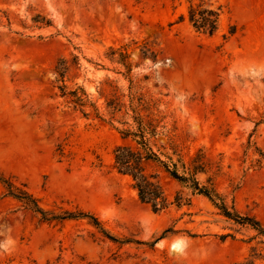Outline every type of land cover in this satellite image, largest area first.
Listing matches in <instances>:
<instances>
[{"label": "rangeland", "instance_id": "obj_1", "mask_svg": "<svg viewBox=\"0 0 264 264\" xmlns=\"http://www.w3.org/2000/svg\"><path fill=\"white\" fill-rule=\"evenodd\" d=\"M211 2L221 8L212 36L180 21L188 0H0V173L47 210L94 214L119 239L89 218L44 221L0 183V264H264L255 231L207 197L155 213L113 168L143 97L141 115L164 121L184 153L204 148L199 180L212 176L229 207L264 226V0ZM122 48L130 71L111 54ZM60 57L68 88L83 86L101 117L60 95ZM162 183L173 199L179 184Z\"/></svg>", "mask_w": 264, "mask_h": 264}, {"label": "trees", "instance_id": "obj_2", "mask_svg": "<svg viewBox=\"0 0 264 264\" xmlns=\"http://www.w3.org/2000/svg\"><path fill=\"white\" fill-rule=\"evenodd\" d=\"M188 1L187 13L180 15V21L187 20L197 32L210 36L216 34L220 29L221 8L214 6L211 0ZM236 30V26H232L229 32L230 36L234 35ZM116 53L118 61L130 71L131 63L128 62L129 54L125 48L112 49L111 54L115 55ZM142 55L156 60L157 52L146 43L143 46ZM72 59L76 63L79 57L74 54ZM69 69L68 59L60 57L54 67V72L57 74L56 80L61 82L57 85L60 95L66 98L68 103H72L75 108L78 107L85 115L88 114L86 108L90 107L96 117H101L99 107L90 99L83 86L68 88L65 77ZM138 98H140L139 105H133L134 121H125L126 127L119 129L122 142L114 147L113 168L118 173L130 177L132 187L136 190L139 200L158 213L166 211L172 206L178 208L191 206L194 196H205L228 220L254 230L255 234L250 237L251 240L258 239V243L264 244V226L258 218L242 214L233 206L229 207L225 197L217 190L212 176L208 177L206 183L199 180V174L208 173L210 166L204 148H199L192 154L184 153L176 139L170 134L164 121H155L153 118L146 119L141 115L138 106L142 105L147 109L149 107L143 97ZM107 104L109 107L117 109L113 99H110ZM163 177L175 180L180 186L173 199L166 193L162 183ZM0 183L4 186L6 195L15 198L27 208L38 213L44 221L89 218L103 236L115 242L119 240L103 226L101 220L94 214L84 211L56 212L47 210L26 185L19 186L10 177L1 173ZM170 231L174 232V229H166L160 238ZM228 236L233 237L231 233H227L221 235V239H226ZM254 248L255 246H253V251ZM221 264H255V261L253 259Z\"/></svg>", "mask_w": 264, "mask_h": 264}]
</instances>
